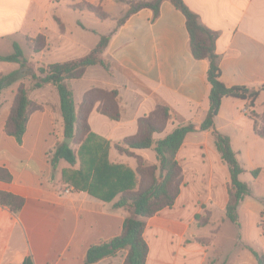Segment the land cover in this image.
I'll list each match as a JSON object with an SVG mask.
<instances>
[{
  "label": "crops",
  "instance_id": "obj_1",
  "mask_svg": "<svg viewBox=\"0 0 264 264\" xmlns=\"http://www.w3.org/2000/svg\"><path fill=\"white\" fill-rule=\"evenodd\" d=\"M117 1L121 5L116 14L106 9V0H0V41L10 40L12 45L17 42L12 39L20 36L27 61L46 66L84 56L100 35H109L102 55L110 63V72L93 64L81 78L69 80V85L76 107L93 87L117 91L119 118L101 113L96 101L87 122L91 131L109 142L111 162L135 168L136 158L121 153L115 145L126 147L123 141L137 133L139 118L149 116L158 105L168 108L170 118L163 131L153 134L155 139L176 126L203 121L209 107L208 61L191 54L185 16L169 0L161 2L156 18L151 9L143 8L120 25L114 20L123 17L128 5ZM183 1L202 24L217 32L221 81L229 87L246 86L256 91L254 98L223 97L214 126L229 137L244 170L239 180L250 188L237 207L236 226L251 245L245 243L236 249L232 264H257L249 247L264 251V138L254 129L255 122L264 124V0ZM81 2L100 5L108 17L101 19L74 6ZM65 10L77 14L73 24L64 18ZM78 17L96 24L106 20L114 24L105 23L100 31ZM39 33L45 36L46 44L34 52L28 38ZM89 34L95 35L93 44L86 43ZM18 67L16 62L0 60V73ZM20 82L29 85L30 80L23 78L0 92V168L11 177L0 178V190L24 199L16 215L0 206V264H22L28 255L34 264H85L88 247L119 234L127 212L113 207L116 199L105 202L85 191H59L63 187L61 168L67 163L61 160L54 171L50 163L51 151L64 138L59 96L51 83L29 91V97L42 108L29 115L21 143L5 132ZM129 150L145 164L157 163L152 148ZM176 160L182 168V180L173 205L145 218L143 235L149 249L145 264H206L212 234L220 224L209 230V237L204 229L227 220L229 170L214 146L211 131L188 132ZM255 169H259L256 176L252 175ZM256 241L260 249L254 246ZM125 253L120 250L92 264H122ZM229 257L227 252L220 264H228Z\"/></svg>",
  "mask_w": 264,
  "mask_h": 264
},
{
  "label": "trees",
  "instance_id": "obj_2",
  "mask_svg": "<svg viewBox=\"0 0 264 264\" xmlns=\"http://www.w3.org/2000/svg\"><path fill=\"white\" fill-rule=\"evenodd\" d=\"M128 5L123 17L117 21L120 25L129 15L143 8L153 12V19L159 14L163 0H119ZM185 16L188 31V46L196 59H206L208 68L207 81L210 84L208 95L209 107L203 121L195 125L186 123L173 128L164 137L155 139L153 134L164 130L170 115L166 106L158 105L147 117L138 119L136 134L124 139L126 147L116 144L121 153L136 158L135 168L122 163L111 162L108 158L109 142L102 136L91 131L87 115L96 101L98 110L111 119L119 118V109L115 100L116 90L93 87L85 92L78 105L75 106L69 80L81 78L88 66L99 64L110 72V63L103 57V51L109 41V35H100L94 47L84 56L64 62L49 63L39 66L36 71L26 70L27 59L19 43L13 42V52L0 55L1 61L16 62L19 67L7 73H0V92L27 76L29 85L23 82L17 86L4 125L7 134L21 143L29 115L42 106L29 97V91L40 88L48 83L55 86L59 96V108L63 123V137L70 138L71 143L63 140L58 142L51 151L50 163L54 171L63 160L67 166L61 168L60 181L62 186H71L72 190L85 191L103 200L113 202L114 208L122 207L126 212L121 231L108 241L92 244L88 247L85 264L95 263L107 256L125 250L122 264H145L148 245L144 238L145 218L154 215L164 207L173 205L182 180V168L176 160V153L188 132L210 130L213 143L221 160L229 170L228 200L225 206V217L238 225L237 207L245 195L250 193L249 186L239 180L244 170L239 164L235 152L231 148L229 137L219 132L214 126V117L218 113L221 100L225 96L241 99L254 98L255 90L246 86H226L220 79L219 55L215 41L217 32L202 24L199 16L192 11L183 0H169ZM79 9H87L98 18L105 19L108 14L100 5L81 2L74 5ZM43 46L34 51H38ZM252 103V101H251ZM264 122V112L261 115ZM255 132L264 138V124H254ZM72 144L76 145L73 147ZM152 148L156 155V164H145L129 148ZM259 169L252 171L256 176ZM158 171V173H157ZM0 178L10 180L9 172L0 168ZM24 204L21 196L0 190V206H6L13 214H18ZM257 264H264V251L249 247ZM22 264H34L28 255Z\"/></svg>",
  "mask_w": 264,
  "mask_h": 264
},
{
  "label": "rangeland",
  "instance_id": "obj_3",
  "mask_svg": "<svg viewBox=\"0 0 264 264\" xmlns=\"http://www.w3.org/2000/svg\"><path fill=\"white\" fill-rule=\"evenodd\" d=\"M105 5H106V9L110 13H116L117 14V12H118L117 9L120 7L121 4L117 0H106ZM76 16H77V14L73 13L70 10H65V12H64V18L66 19L67 22H69L71 24H73V22H75ZM55 19L57 21V24H59V25L62 24V22L60 21L59 18L55 17ZM78 19H80L83 23L88 24L90 26H93L94 28H97V30L102 31L105 23H108V25L111 26L114 23H116V20L118 21L120 18L115 19L114 23L109 21V20H106L102 23L98 21L97 24L91 23L88 19H85V18L81 19L80 17H78ZM89 35H91V34H89ZM94 38H95V35L86 36V39H85L86 43L87 44H93ZM28 39H29V47L32 51H34L38 47H41V46L44 47L46 44L45 36L43 34H40V33L37 34L34 38H32V39L28 38ZM12 40L17 41L20 45H24V40L20 36H17L15 38H13ZM8 41L10 42V40L0 41V54H10L13 52V47L11 44L9 45ZM22 48L25 51L24 52L25 54L28 53L26 51V47L22 46ZM27 50H28V48H27ZM34 52H36V51H34ZM27 64L28 65L25 68L26 70L31 68L32 70L36 71L37 68L39 67L37 64H35V61H33V63L30 61L29 62L27 61ZM25 78H27V76H25L24 79ZM77 96H78V94H77ZM70 143H71V141H70ZM72 146L76 147V145H74V144H72ZM157 173H158V171H157ZM215 221H216V219H215ZM217 224H220V229L212 234L213 241H212V243L209 247V250H208L209 261L206 264H220V261H221L220 259L223 256L226 257L227 252L231 253V257H229L228 264H232V260L235 259L234 255H232L234 253V251L236 249L241 248L242 244L246 243L247 245H251V243H249L245 239V234L240 230V228H238V226H236L234 223H232L228 219L223 223L217 221L214 225L206 226L204 229V234L209 237L211 235L209 230L211 228H213L214 226H216ZM233 239H235V241L237 242L235 245L233 244V243H235L233 241ZM254 246L258 249H260V247H262V246H260L259 241H256L254 243ZM263 247H264V245H263ZM262 249L264 250V248H262ZM219 255H220V257H219ZM217 257H219L218 259H216L217 262L215 263L213 261L211 263V261Z\"/></svg>",
  "mask_w": 264,
  "mask_h": 264
},
{
  "label": "built area",
  "instance_id": "obj_4",
  "mask_svg": "<svg viewBox=\"0 0 264 264\" xmlns=\"http://www.w3.org/2000/svg\"><path fill=\"white\" fill-rule=\"evenodd\" d=\"M72 190L71 186H63L59 189L62 194H68ZM264 227V224H263Z\"/></svg>",
  "mask_w": 264,
  "mask_h": 264
},
{
  "label": "water",
  "instance_id": "obj_5",
  "mask_svg": "<svg viewBox=\"0 0 264 264\" xmlns=\"http://www.w3.org/2000/svg\"><path fill=\"white\" fill-rule=\"evenodd\" d=\"M63 141H64L65 143L69 144L70 141H71V139H70V138H63Z\"/></svg>",
  "mask_w": 264,
  "mask_h": 264
}]
</instances>
